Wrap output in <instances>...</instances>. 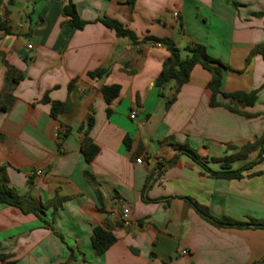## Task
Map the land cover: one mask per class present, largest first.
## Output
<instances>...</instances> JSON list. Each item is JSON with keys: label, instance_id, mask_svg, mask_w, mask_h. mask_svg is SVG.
Instances as JSON below:
<instances>
[{"label": "crops", "instance_id": "0c3cea01", "mask_svg": "<svg viewBox=\"0 0 264 264\" xmlns=\"http://www.w3.org/2000/svg\"><path fill=\"white\" fill-rule=\"evenodd\" d=\"M66 1L0 0V89L6 64L22 74L14 102L0 112V164L22 205L35 207L0 203V250L8 255L0 264H264V227L214 226L187 200L217 218L264 222V157L239 178H215L175 146L193 148L214 171L220 163L211 158L258 139L264 148V59L254 52L264 44V14L256 15L264 0H72L87 22L80 29L63 23ZM103 17L132 30L136 42L117 36ZM146 36L169 37L180 48L202 44L228 66L223 92L257 90L251 105L217 97L248 115L210 106L211 75L199 64L166 107L153 82L168 51ZM98 68L105 72L88 74ZM111 84L119 94L106 103L100 88ZM45 96L65 108L51 116ZM90 116L87 135L99 150L86 162L81 141ZM53 198L56 210L41 208ZM103 225L116 240L97 254L92 231Z\"/></svg>", "mask_w": 264, "mask_h": 264}, {"label": "trees", "instance_id": "16d2710c", "mask_svg": "<svg viewBox=\"0 0 264 264\" xmlns=\"http://www.w3.org/2000/svg\"><path fill=\"white\" fill-rule=\"evenodd\" d=\"M132 0H129L131 2ZM61 14L65 17L63 21L64 24H67L71 28L80 29L82 28L87 22L82 20L78 14L75 7V4L72 0H67L61 8ZM264 13H256V15H263ZM105 26L110 29H113L117 36L128 37L132 42H136V36L132 30L124 26L121 22L116 19L112 18H99ZM0 26L2 24L0 23ZM143 41H158L161 42L166 46L168 51V56L162 62V66L160 69L159 74L154 79V86L157 88V94L160 97L165 98V106L169 107V105L176 99L177 93L180 91V88L183 86L185 82L188 81L191 69L194 65L199 64L203 68L209 71L211 78L207 83V88L211 92L210 106H219L223 105L231 111L237 113H243L248 115L245 112L237 110V108L232 107L228 103H222L217 99L218 96L222 98H228L232 100H237L239 103L243 105H251L256 100V93L257 90H253L249 93L237 91L232 93H226L221 90V83L223 78V70L228 68L225 64H223L220 60L212 57L207 53L205 47L202 44H193L186 46L184 48L178 47L175 42L169 37H153V36H146L142 39ZM254 52H259L263 59H264V44L258 45L255 48ZM249 61V57L247 58V62ZM5 62V61H4ZM6 64V62H5ZM7 70L5 72L4 84L3 87L0 89V112L6 111L10 108L12 103L15 100V96L13 95L14 86L18 83V81L22 78V74L18 73L16 69L12 66L6 64ZM105 72V69L98 68L93 71H89L88 74L93 77H98ZM171 83L170 86V94L169 96L165 95V89L167 88L168 84ZM71 84H69V87ZM101 93L106 103H109L112 99L118 96L120 86L118 84H111V85H103L101 88ZM43 101L50 102V114L51 116L55 117L58 112L65 108V102L60 101H53L49 100L47 96L43 98ZM93 124V118L90 116L87 121V127L83 130V138L81 141V152L86 162L92 160V158L97 154L99 148L98 146L91 141L88 137V129L91 128ZM82 128V127H81ZM66 130L63 133L65 136ZM128 138H124V143L128 146ZM263 139H258L253 142H247L244 145L238 147L237 151L232 154L225 155L223 157L211 158L213 162L220 163V170H211L206 165V159L199 157V155L195 152V150L189 147L186 144H176L175 146L178 149V153H184L189 156L194 161L200 163L202 166L207 168L210 172V175L215 178H239L241 177V172L251 167L254 162L259 161L264 157V148L262 147ZM256 148L259 149V153L253 161L242 165L239 168L232 169L231 163L244 159L248 156L250 152L255 150ZM174 160L171 159L168 161L169 163ZM85 179L93 185L95 188V192L100 199V191L98 189V182L95 177L87 170L83 171ZM23 197L19 196L17 190L8 185V177L6 172V167L3 164H0V203H7L11 205H15L21 208L23 211L27 212L29 210H34L35 207H24L22 205ZM189 204L209 223L214 226H235V227H247L250 223H253L256 226L264 227V222L261 221H253L252 219L250 222L238 221L231 219L229 217H222L217 218L211 215L208 209L196 202L191 198H187ZM60 205V200L53 198L49 200L47 203H43L41 208L45 207H52L53 210ZM121 222L122 219H121ZM116 237L113 233L106 227L103 226H96L92 231L91 242L93 248L95 249L97 254L104 252L113 242H115ZM8 258V255L1 252L0 250V261H4ZM7 264H16L15 262L8 261ZM166 264V263H163Z\"/></svg>", "mask_w": 264, "mask_h": 264}, {"label": "built area", "instance_id": "2783aa9c", "mask_svg": "<svg viewBox=\"0 0 264 264\" xmlns=\"http://www.w3.org/2000/svg\"><path fill=\"white\" fill-rule=\"evenodd\" d=\"M174 15H176V13H174ZM149 43L151 45H153V46H161L162 45V43L161 42H158V41H149ZM28 47H30V45H28ZM135 114H136V111L135 110H132L130 112V115L129 116L131 118H134L135 117ZM137 162H140V159H137ZM41 172H42L41 169H38L36 171L37 174H40ZM120 215H121V219L123 221V224H128V222H129V208L127 206L123 205L121 207ZM181 252L183 254H187V251L186 250H182Z\"/></svg>", "mask_w": 264, "mask_h": 264}]
</instances>
